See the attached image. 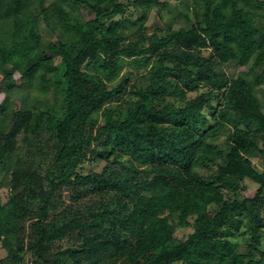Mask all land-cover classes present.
Returning <instances> with one entry per match:
<instances>
[{
    "label": "trees",
    "instance_id": "16d2710c",
    "mask_svg": "<svg viewBox=\"0 0 264 264\" xmlns=\"http://www.w3.org/2000/svg\"><path fill=\"white\" fill-rule=\"evenodd\" d=\"M166 5L0 0V264H264V0Z\"/></svg>",
    "mask_w": 264,
    "mask_h": 264
},
{
    "label": "rangeland",
    "instance_id": "374dc122",
    "mask_svg": "<svg viewBox=\"0 0 264 264\" xmlns=\"http://www.w3.org/2000/svg\"><path fill=\"white\" fill-rule=\"evenodd\" d=\"M167 2V5L164 6L165 8H163L160 12L161 14L157 13L156 8L158 6H154L150 11H148L147 14V21L145 22V31L147 34H151L155 31L156 28H171L174 30H178L180 28H182L183 26H179L174 24L175 22V17H179L177 12L179 10H181V3L182 0L180 1V4L178 6V9L175 11L174 9V1L176 0H164ZM160 15H162L163 18H160ZM179 22H181L180 19H178ZM127 23L128 29H125V34L129 35L131 33L132 30L135 29V27H137V24L133 21H127L125 22ZM42 30V34H47V30L44 29V27L41 28ZM45 30V31H43ZM45 38H43L42 41L40 43V46L38 47V49H40L41 51H45L49 54V56L55 57L54 56V52L51 51L52 47H51V42L49 43L46 38V36H44ZM57 61V60H56ZM9 68V69H7ZM11 67H4L1 65L0 63V116L4 115V114H11L15 111H18L22 108H24V100L18 95L17 90H22L24 88H28L30 87V84L28 82H25L24 80L20 79V75L17 72H13V85L11 87H9L7 85V82L3 79L4 77V73L7 72V70H10ZM226 71L229 74H235L237 71V67L234 65H231L228 69H226ZM264 88L262 87L259 92V99L262 103V106L264 108ZM51 93H49L46 97L47 100H51L52 99V95H50ZM44 97H42V100L44 101ZM45 97V98H46ZM32 102V101H31ZM46 102V99H45ZM220 137L218 139L215 140V142L217 144H219L220 146H223V142L225 140V136L221 133L218 134ZM253 163L256 166V168L261 169V160L258 157L253 158ZM103 163L99 162V163H93V164H84V169L85 171L88 170H99L102 167ZM242 185L244 186V190L241 191L239 193V197H252L255 193L256 190L258 188V185L256 183H253L251 181H249L248 179L243 180ZM191 231L190 228H185V229H177L175 232V236L177 238H183L185 237V235L187 233H189ZM238 241L240 243H242V239L239 238ZM243 245H241L240 249H243ZM262 249H264V240H263V245H262ZM5 256V252L2 250V248L0 247V259H2Z\"/></svg>",
    "mask_w": 264,
    "mask_h": 264
}]
</instances>
